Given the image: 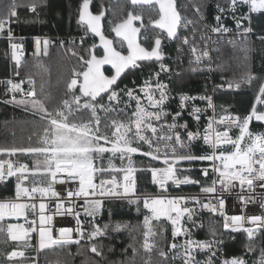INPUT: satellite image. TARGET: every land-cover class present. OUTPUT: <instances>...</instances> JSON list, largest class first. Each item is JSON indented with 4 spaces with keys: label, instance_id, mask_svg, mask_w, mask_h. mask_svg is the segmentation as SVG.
<instances>
[{
    "label": "snow or ice",
    "instance_id": "6c2138e0",
    "mask_svg": "<svg viewBox=\"0 0 264 264\" xmlns=\"http://www.w3.org/2000/svg\"><path fill=\"white\" fill-rule=\"evenodd\" d=\"M130 4L133 9L148 5L157 11L155 16L149 17L147 24L142 13L128 11L119 21H108L105 28L108 11L105 4L101 2L94 12L93 0H81L77 23L85 34L80 39V53L73 52L78 56L79 68L73 69L58 101L45 91L44 84L40 85L38 92L32 77L27 79V90L23 87L24 80L0 81L5 95L12 94L5 102L22 106L43 122L42 135L35 145L0 148V153L33 157L31 163L0 160V182L9 177H15L17 181L14 197L0 201V221L5 216L23 217L28 226L8 224V236L13 241L25 240L31 232L38 230L40 250L72 242L71 228H60L59 236L53 238V229L48 226L52 216L45 214L47 204L40 202L37 209V199L54 198L57 212L75 216L78 225L75 231L79 237L90 242L92 253L103 256L102 248L92 242L107 236L110 231L119 232L127 225L115 221L101 226L96 217L104 210L107 198L127 199L129 204L137 205L138 212L141 203L146 210L144 225L147 231L144 232L143 248L147 252L155 247L149 243V237L155 235L152 221H167L171 224L169 249L174 253L173 260L179 258L181 264H249L245 255L222 252L223 241L215 238L214 230L210 233L212 239H193V229L202 228L203 224L193 219L196 211L188 205L198 204L201 209L223 217L224 229L246 233L249 243L245 245V254H254L252 264H264V244L258 247L254 243L256 235L264 232V212L229 216L224 211L229 196L238 200L242 207L259 203L264 209V196L257 200L255 195L257 189L264 193V131L250 129L254 121L264 128V82L259 84L250 108L242 114L223 106L217 111L214 94L224 88L225 83L228 89H239L242 82L251 84L255 77L250 73L239 81L215 85L211 93L207 90L195 96L181 93L176 101L169 84L162 79V75L171 77L173 74V69L166 63L162 44L165 40L179 41L177 53L182 54L187 47L191 54L189 64L195 67L190 71L212 72L209 52L198 46L195 38V25L204 19V6L195 5L197 18L189 20L178 11L176 0H130ZM0 6V38L7 41L18 67L21 60L18 52L22 45L15 42L12 24L18 19L20 5L16 0H11L10 4L0 0ZM24 6L35 14L40 0H30ZM215 7L216 24L204 25L205 29L226 33L230 29L225 20L230 18L242 40H247L253 33L252 14H264V0H217ZM189 25L193 26L191 39L187 35L181 37L179 29H187ZM257 38L264 44V30L257 34ZM88 39L92 43L87 44ZM205 39L201 37V40ZM39 43L37 41L38 51ZM47 45L48 41H44L45 54ZM206 61L207 67H199ZM146 68L148 72L142 82L133 80L131 87L127 84L121 86L128 75H135L137 71L144 75ZM17 94H21L20 99ZM174 101L178 107L171 109ZM200 103L205 107H199ZM208 109L212 110V115L202 126L201 117ZM184 113L195 123V128L185 119ZM198 140L205 145L201 153L191 151L192 142ZM105 154H109L108 167L103 164ZM133 154L163 163L164 167L146 169L151 173L152 183L159 187V194H137V169L131 164ZM111 157L127 159L129 166L117 168L111 164ZM184 162H207L208 167L200 169L206 182L186 174L192 169L181 168ZM209 178L210 182H207ZM169 182L177 188L199 185L200 193L207 199L199 195H166ZM56 185L64 187L58 190ZM81 207L91 218V231L87 235L80 227ZM29 214L38 215V228L36 219L28 220ZM0 231L4 229L0 228ZM180 238L183 242L177 243ZM74 242L79 243V239ZM257 251L258 256L255 255ZM201 253L204 259H198ZM135 254L136 249H133V256ZM159 255L167 264L168 252L161 250ZM4 256L0 264H22V260L29 259L24 251L16 249L6 251Z\"/></svg>",
    "mask_w": 264,
    "mask_h": 264
},
{
    "label": "trees",
    "instance_id": "16d2710c",
    "mask_svg": "<svg viewBox=\"0 0 264 264\" xmlns=\"http://www.w3.org/2000/svg\"><path fill=\"white\" fill-rule=\"evenodd\" d=\"M79 0H40L37 13H32L24 5L30 0H16L20 5L17 8L18 19L15 20V36L25 39L26 54L22 58V64L16 66L12 59L11 49L5 39L0 38V81L12 79L15 82L24 80L23 87L28 89V77H32L37 84V91L40 85L44 84L45 91L54 101H58L64 93V85L71 78L73 69L79 68L78 56L73 52L80 53V38L84 36V29L76 24V9ZM101 2L108 8L107 19L104 21L107 28L108 21H119L125 17L128 11H135L143 14V19L148 22L150 16H155L156 9L152 7H136L131 9L128 0H118L113 3L111 0H93L92 10L96 11V6ZM10 4L11 0H5ZM217 0H191V5H203V15L207 21L216 13ZM2 7V6H0ZM178 11L182 16H190V7L183 0L177 3ZM254 30L260 33L264 30V14L254 15ZM48 39L50 44L45 52L36 53L35 40ZM60 40L62 42H60ZM15 42L19 44V41ZM178 41L172 43L165 42L162 46L165 52L174 54V46ZM86 43H90L89 39ZM142 43L143 37H142ZM147 46V44H145ZM32 52V54H30ZM218 65L217 77L225 81H239L246 74H252L255 79L251 84L241 83V87L234 92H220L216 100L218 111L220 106L229 111L244 113L250 108L256 90L260 83L264 82V44L255 37H248L247 40H238L228 43L221 40L216 53ZM190 64H182V71L174 87L181 92L201 91L204 83V76L197 72L190 71ZM148 69L144 70V75L137 71L134 80H140L147 75ZM18 73V75H17ZM131 78L126 77L122 85L130 84ZM11 96L5 95V88L0 84V148H18L35 145L42 135L43 122L39 116L32 112H26L22 106L14 103H7ZM21 97L18 96L17 99ZM103 116V114H101ZM252 131H264L259 123L253 122L250 125ZM3 157V156H2ZM19 161L31 163L33 157L30 155H17ZM113 164L117 167L129 166V161L119 162L114 159ZM99 163V161H98ZM103 164L108 166V159H104ZM131 164L137 169L135 172L137 191L141 193L151 192L150 172L146 171L154 165L149 158L139 154L131 159ZM144 169V170H142ZM122 175V174H121ZM7 196L5 189H0V198ZM141 211H137L136 204H129L127 200L105 201L104 210L97 215L96 221L101 224L120 221L127 225L119 232L110 231L105 237H98L92 243H96L102 248L103 256H97L90 251L91 244L85 238L79 243L57 244L44 250L41 254V264H165V258L159 255L161 250L168 252L167 264H181L179 258L172 259L174 253L169 249L172 243L171 229L164 234H155L151 237L150 243L154 244L151 252L143 248L145 242L144 215L146 210L140 205ZM111 213V215H109ZM91 218L85 215L82 221V230L85 235L91 231ZM4 229V225H0ZM216 232L217 239L224 242L225 252L228 255H245V245L249 243L248 237L242 232H229L223 228L222 223L214 218L207 217L204 235L212 238L211 232ZM177 243H182L179 239ZM254 243L259 247L264 244V232L258 233L254 238ZM8 240L4 231H0V260H4V253L11 251L15 246ZM133 249L136 254L133 256ZM248 255H254L247 253ZM258 254V251L255 255Z\"/></svg>",
    "mask_w": 264,
    "mask_h": 264
},
{
    "label": "built area",
    "instance_id": "2783aa9c",
    "mask_svg": "<svg viewBox=\"0 0 264 264\" xmlns=\"http://www.w3.org/2000/svg\"><path fill=\"white\" fill-rule=\"evenodd\" d=\"M179 1L180 0H178V2ZM183 1L189 5L190 11H191V15L185 16V17L189 20H196L197 14L195 12V7H193L191 5V0H183ZM216 14L217 13H215L209 21H207L206 18L204 17L202 22L195 25L196 43L198 44V46H200L201 48H204V50H207L209 52V56L211 59V67L213 68L212 72L198 71L199 75L204 76V78H203L204 83H203V88L201 91L181 92L177 88L174 87V82L176 81L175 79H176V77H178L176 75V73L177 72L181 73L182 64H189V60L192 58L191 54L187 50V47H185L184 52L182 54H178L176 51V49L179 45V41H178L177 44L174 46V54H171L170 52L164 51L166 54V63L169 64L171 66V68L173 69V74L171 75V77H169L167 75H162V79L164 80L165 83L169 84V87L172 90V95L176 98V101H178L179 95L181 93H188L189 95H194V96L203 94L205 92V90H207L208 92L211 93L215 85H219V84L225 82V80L223 78L217 77L218 65L216 62V53L218 51V44L221 40H226L228 43L235 42V41L241 40V37L237 34V32L235 30V24L230 18L225 20L226 26L230 29V31H228L226 33H224V32L214 33L210 30V28L205 29L204 25H213L214 26L216 24V21L214 19ZM255 14L256 13H253L251 16V27L253 28V33L250 34L249 37H255L256 39H258L257 34H259V33L255 32V30H254V15ZM14 24H15V22L12 24L13 32H15V29L13 26ZM179 33H180L181 37L187 35L191 39L192 34H193V26L189 25L187 29H184L183 27H181L179 29ZM202 36L206 37V39L201 40ZM15 37H16V41L20 42L19 45H22L20 51L18 52V55L21 58V60H20V65H21L22 64V58L26 54L25 44H24L25 39L23 37H20V36H15ZM165 42L172 43L174 41L165 40L163 42V45L165 44ZM205 45H206V48H205ZM30 54H32V52H30ZM193 66H195V65H193ZM207 66H208V64L206 61L205 64H202L199 67L205 68ZM135 75H128L127 76V77L131 78L130 84L126 83L127 85H129V87L132 86L131 82L134 80ZM144 78L145 77H141L140 80H138V81L136 80V81L142 82ZM236 90L237 89H235V88L228 89L227 84L225 83L224 88L220 89L219 91H217L214 94V103L217 106V111H218V103H217L216 97H217L218 93L224 92V91L225 92H227V91L234 92ZM176 101L171 103V109H176L178 107V104ZM199 107L204 108L205 105L203 103H200ZM211 115H212V110L208 109L207 114L202 115L200 124L202 126L205 125L207 122V118L210 117ZM184 116H185V119L189 120L191 126L193 128H195V123L193 121H191V118L187 116V113H184ZM255 123H259V122H255ZM204 148H205V145H204L202 140L192 142L191 151H193L195 153H201V152H203ZM0 160H11L14 163H16V162L26 163L23 161L15 160L14 156L9 155V154L4 156ZM149 161H151V160L149 159ZM151 163L155 167H164L163 163L160 161H151ZM180 167L192 169V171L190 173H186V174H190L195 179H200L202 183L206 182L205 178L200 173V169L203 167H208L207 162H193L191 164L184 162L180 165ZM210 178L207 182H210ZM16 183H17V181H16L15 177H9L6 179L5 182H0V189L1 190L5 189V191L7 192V196H5L4 198H0V201H4L6 199H11L12 197H14ZM150 185L152 186V191L146 192L147 194H154L155 195V194L160 193L159 187L152 183L151 174H150ZM56 187L59 190V189H62L64 186L56 185ZM236 191L238 192L239 189H236ZM136 192H137V194H142L141 192L137 191V185H136ZM166 195H169V196H176V195H192V196H195V195H199V196H201L202 199H207V197H205V195L203 193H200V186L199 185H193V184L181 185L179 188H177L175 185H172L171 182H169L168 191H167ZM255 195L257 197V200H260L262 198V196H264V193H262V190L257 189ZM114 200H120V199L107 198L105 201H114ZM124 200H127V199H124ZM40 202H44L45 204H47L48 207L45 210V214L52 216L51 224H49L48 226L53 229V231H52L53 238H56L59 236V229L60 228H71V229H73L72 242H68V243H64V244H74L75 243L74 241H76L77 239H79V242L81 241V238L79 237V233L77 231H75L78 227L75 216H73V215H62V214L58 213L57 209H56V203L57 202L55 201L54 198H52V199L45 198V199H43V201H41L40 199H37V201H36L37 209L39 207ZM188 206L191 208H194L196 211V215L193 217V219L196 220V222L198 224L199 223L203 224L202 228L193 229V239H197V240L212 239V238H208L204 235L207 217H214V218L218 219L222 223V225H223V217L219 216L218 214L213 215V214L209 213L206 209H201L198 204L189 203ZM60 211L62 212L63 209H61ZM79 211H80V221H81L80 227L82 228V221H83V218L85 217L86 214H85V211L82 207L79 209ZM224 211L227 215L231 216V215L261 214L262 212H264V209L260 208L259 203H249L248 205L242 207L238 200H236L233 196H229L226 200ZM32 219L37 220V228H38V226H39L38 215L34 217L31 214H29L28 220L31 221ZM163 223L166 226H171V224L167 221H163ZM0 224L4 225V232L7 236H8V233H7L8 224H13V225L23 224L25 227L28 226L27 223H25V220L23 217L17 219L15 217L5 216L4 220L0 221ZM245 226L248 227L250 225H245ZM226 231L231 232L230 230H226ZM238 232L244 233L243 231H238ZM244 234L247 236L246 233H244ZM8 238L11 242L16 244L12 248V250L16 249L18 251H24L25 256L27 258H29L28 260H22V264H41V260H40L41 254L44 250H46L48 248L43 249V250L39 249V232H38V230L35 232H31L25 240L13 241L10 239L9 236H8ZM180 239H182V242H183V238H180ZM217 240H220V239H217ZM55 245H57V244H55ZM52 246H54V245H52ZM224 247L225 246H224V242H223V244L221 245V250H222V252L226 253ZM256 256H258V254ZM245 258L249 261V264H252V261L255 258V256L250 255V254L249 255L245 254ZM198 259H204V254H202V253L198 254Z\"/></svg>",
    "mask_w": 264,
    "mask_h": 264
},
{
    "label": "rangeland",
    "instance_id": "374dc122",
    "mask_svg": "<svg viewBox=\"0 0 264 264\" xmlns=\"http://www.w3.org/2000/svg\"><path fill=\"white\" fill-rule=\"evenodd\" d=\"M37 41H39L40 43H39V51H38V46H37ZM44 41H48V45H47V47L49 46V42H50V40H48V39H36L35 40V51H36V53H40V52H45V47H44ZM89 41H90V43H92V40L91 39H89ZM60 42H62L61 40H60ZM90 43H87V44H90ZM79 45H80V42H79ZM47 50V49H46ZM80 50H81V48H80ZM14 61V60H13ZM15 82V81H14ZM24 85V84H23ZM10 94V96H12V94L11 93H9ZM18 96H20L21 97V94H17V97ZM6 155H8V153H0V159L1 158H3L4 156H6ZM17 155H25V154H21V153H16L15 155H13L14 156V159L15 160H18L19 161V159L17 158ZM106 155V157H108V155L109 154H105ZM135 155H137V154H133L132 155V158L135 156ZM3 156V157H2ZM118 159V161L119 162H122L123 160H120L118 157H111V164H113V160L114 159ZM131 158V159H132ZM106 159V158H105ZM108 159V158H107ZM126 162L128 161L127 159H124ZM24 162V161H23ZM114 165V164H113ZM108 166H109V159H108ZM107 166V167H108ZM115 167H117V166H115ZM120 167H125L124 165H121ZM120 167H117V168H120ZM0 225H2V224H0ZM152 230H153V232L155 233V234H164L165 232H167L169 229H171V226H166L163 222H157V221H152ZM146 231H147V229H146ZM153 236V235H152ZM152 236H150L149 237V243H150V240H151V237ZM8 240H9V238H8ZM10 241V240H9ZM51 247H53V246H51Z\"/></svg>",
    "mask_w": 264,
    "mask_h": 264
},
{
    "label": "water",
    "instance_id": "95a60500",
    "mask_svg": "<svg viewBox=\"0 0 264 264\" xmlns=\"http://www.w3.org/2000/svg\"><path fill=\"white\" fill-rule=\"evenodd\" d=\"M113 3H116L118 0H111ZM129 1V4H130V0H128ZM177 2H178V0H176V5H177ZM80 3H81V0H79L78 1V5H77V9H76V24L77 25H79L78 23H77V21H78V7H79V5H80ZM130 7H131V9H133L132 8V6H131V4H130ZM137 7H150V6H148V5H138ZM178 9V8H177ZM157 10V9H156ZM106 17H107V12H106ZM144 21V20H143ZM145 23V22H144ZM80 26V25H79ZM137 26H139V22H137ZM81 27V26H80ZM142 31H143V29H142ZM140 40H141V37H140ZM96 43L98 44L99 43V40H98V38H96ZM142 43V42H141ZM163 45V44H162Z\"/></svg>",
    "mask_w": 264,
    "mask_h": 264
},
{
    "label": "flooded vegetation",
    "instance_id": "af4514ba",
    "mask_svg": "<svg viewBox=\"0 0 264 264\" xmlns=\"http://www.w3.org/2000/svg\"><path fill=\"white\" fill-rule=\"evenodd\" d=\"M144 20V19H143ZM144 22H145V24H147L148 22H146L145 20H144ZM143 32V31H142ZM141 42H142V37H141Z\"/></svg>",
    "mask_w": 264,
    "mask_h": 264
}]
</instances>
